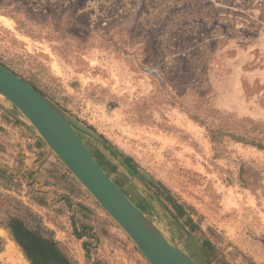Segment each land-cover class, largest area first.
<instances>
[{
	"label": "rangeland",
	"instance_id": "374dc122",
	"mask_svg": "<svg viewBox=\"0 0 264 264\" xmlns=\"http://www.w3.org/2000/svg\"><path fill=\"white\" fill-rule=\"evenodd\" d=\"M0 64L172 247L264 264V0H0ZM0 264H149L1 95Z\"/></svg>",
	"mask_w": 264,
	"mask_h": 264
},
{
	"label": "water",
	"instance_id": "95a60500",
	"mask_svg": "<svg viewBox=\"0 0 264 264\" xmlns=\"http://www.w3.org/2000/svg\"><path fill=\"white\" fill-rule=\"evenodd\" d=\"M0 95L37 131L73 177L135 244L149 264H196L172 247L159 229L119 190L79 138H98L84 125L0 64Z\"/></svg>",
	"mask_w": 264,
	"mask_h": 264
},
{
	"label": "bare ground",
	"instance_id": "6f19581e",
	"mask_svg": "<svg viewBox=\"0 0 264 264\" xmlns=\"http://www.w3.org/2000/svg\"><path fill=\"white\" fill-rule=\"evenodd\" d=\"M83 143V142H82ZM85 146V145H84ZM127 197V196H126ZM128 198V197H127ZM131 201V200H130ZM132 202V201H131ZM139 209V208H138ZM140 210V209H139ZM141 211V210H140Z\"/></svg>",
	"mask_w": 264,
	"mask_h": 264
}]
</instances>
